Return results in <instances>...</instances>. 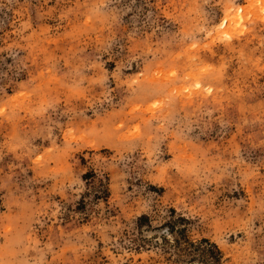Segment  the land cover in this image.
Listing matches in <instances>:
<instances>
[{
    "label": "rangeland",
    "instance_id": "obj_1",
    "mask_svg": "<svg viewBox=\"0 0 264 264\" xmlns=\"http://www.w3.org/2000/svg\"><path fill=\"white\" fill-rule=\"evenodd\" d=\"M262 9L0 0V264H264Z\"/></svg>",
    "mask_w": 264,
    "mask_h": 264
},
{
    "label": "snow or ice",
    "instance_id": "obj_2",
    "mask_svg": "<svg viewBox=\"0 0 264 264\" xmlns=\"http://www.w3.org/2000/svg\"><path fill=\"white\" fill-rule=\"evenodd\" d=\"M262 10H264V9H262ZM197 87H199V85H197ZM209 91H211V89H209Z\"/></svg>",
    "mask_w": 264,
    "mask_h": 264
}]
</instances>
